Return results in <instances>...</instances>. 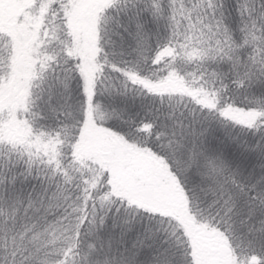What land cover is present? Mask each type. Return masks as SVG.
Instances as JSON below:
<instances>
[{
  "label": "snow or ice",
  "instance_id": "1",
  "mask_svg": "<svg viewBox=\"0 0 264 264\" xmlns=\"http://www.w3.org/2000/svg\"><path fill=\"white\" fill-rule=\"evenodd\" d=\"M0 264H264V0H0Z\"/></svg>",
  "mask_w": 264,
  "mask_h": 264
}]
</instances>
